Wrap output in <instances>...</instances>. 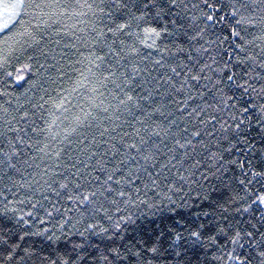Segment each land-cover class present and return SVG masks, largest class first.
<instances>
[{
  "label": "trees",
  "instance_id": "16d2710c",
  "mask_svg": "<svg viewBox=\"0 0 264 264\" xmlns=\"http://www.w3.org/2000/svg\"><path fill=\"white\" fill-rule=\"evenodd\" d=\"M55 2L73 6L59 22L35 28V20L23 18L26 24L31 22L37 33L34 41L30 39L17 44L9 38L10 33H0V209L5 206L18 209L16 216L29 214L24 219H30L37 225L44 221L43 227L48 229L46 236H25L23 240L13 235L12 241L21 245L17 257L24 255L25 248L38 250L37 255L26 258L25 264H38L39 253H72L74 257L73 246L87 241V252L97 258L92 264H103L99 257L108 255V249L112 247H119L122 255L127 251V259L122 264H133L135 258L132 253L136 249L145 250L159 237L163 254L158 264H175L170 245L176 233H180L184 239L178 243L188 249L189 256L196 252L205 264H239L228 257V253L233 251L228 239L231 233H215L216 241L211 247H207L209 241L204 242L205 247L186 242L188 232L200 224L205 225L202 231L206 236L214 234L220 210L215 209L216 216L213 215L215 205L212 201L228 195L223 186L227 179L222 178L223 183L212 179L216 191L209 200L194 197L183 207L170 205L164 200L163 206H159L162 195H171L169 185L177 188L185 185L186 181L181 177L187 176V170L195 171L199 179L200 171L210 166L211 162L206 159L207 153L201 150L199 141L214 144L215 139L205 134L212 131L211 125H201L199 121L208 120L217 113L204 108L200 97L195 95L198 89L203 93L204 101L212 103V95L203 87L204 81L193 85L194 99L188 105L180 103L186 99L185 93L174 91L168 82L172 78L178 88L179 81L183 79V75L175 76L170 65L179 63L178 56H184V53L175 52L174 41L187 48V38L179 34H162L159 38L146 39L143 34L145 27L159 29L165 20L172 19L183 23L187 30L189 19L195 16L199 27L205 29L203 39L197 38L198 43L209 49L199 59L210 63L211 56L222 63L230 59L227 53L231 40L219 42L230 35L228 25L233 22L230 9L209 8L207 5L227 4L229 0H178L180 7L172 8L164 20L155 17V10H151L139 26L133 23L122 31L115 29L119 24L127 23L129 15H139L137 8L147 0H123L131 12L105 6L103 13L96 7L101 0ZM103 2L109 5L111 0ZM83 4H91L93 8L76 7ZM133 4L137 7L133 8ZM209 15L214 19L205 23ZM221 17L225 20L222 21ZM168 26L172 31V25ZM188 35H194V32L189 30ZM260 36L259 28L248 29V39ZM153 40L155 46H150ZM207 41H211V45ZM133 48L136 51H132ZM165 48L169 51H162ZM262 50L264 40L258 38L255 46L250 48L257 61L248 65L254 67V72L250 73L253 79L249 80L253 87L262 83L255 73L264 76V70L258 66ZM235 55L231 56L233 61ZM133 66L137 75L133 74ZM236 70L239 71V67ZM124 74L132 79L131 84L124 80ZM76 82H79V87ZM208 89H211V84H208ZM125 94L132 95L133 100L121 105L119 101L125 99ZM58 104L61 106L57 107ZM198 105L204 108V114L201 117L194 113L189 116L188 113ZM81 110H91V115L77 123L75 117H82ZM216 127L219 129V124ZM185 128L186 132L183 131ZM196 131L202 133L201 137H192ZM156 132L160 134L156 135ZM189 138L196 146L195 152L190 147L180 149L174 143V139L183 143ZM141 140L145 141L143 146ZM131 144H136L139 152L128 150ZM153 146L161 155L154 164H146L141 154ZM12 147L17 152L14 153ZM197 161L203 162L198 171L193 168ZM239 171L236 169L235 175H239ZM107 175H113L111 188L124 191L137 201L135 204L126 203L127 197L121 199L115 193L107 199L100 198L97 207L102 203L113 220L130 216L121 222L119 229L111 228V221L104 211H96L87 202L80 204L75 198L94 189ZM232 175L229 172L226 177ZM62 183L67 184V188H61ZM69 196L73 199L70 200ZM113 199L116 200L115 205L111 203ZM173 199L177 204H184L179 196ZM143 200L157 204L158 208L149 209L139 203ZM117 207L121 209L118 213ZM173 207L175 211L168 210ZM227 215L233 225L249 228L245 223L247 214L240 216L229 212ZM89 224L97 225L96 232L89 229L82 237L80 233L85 232ZM0 227L10 228L14 233L20 228L25 232L34 230L30 224L16 225L15 218L0 217ZM101 227L109 228V232H100ZM48 236L53 239L49 240ZM235 254L255 256L253 247L247 244L244 248H236ZM5 255L0 248V261H4ZM215 256L220 259H213ZM10 264H17V260Z\"/></svg>",
  "mask_w": 264,
  "mask_h": 264
},
{
  "label": "snow or ice",
  "instance_id": "6c2138e0",
  "mask_svg": "<svg viewBox=\"0 0 264 264\" xmlns=\"http://www.w3.org/2000/svg\"><path fill=\"white\" fill-rule=\"evenodd\" d=\"M105 6L115 10L128 9L131 12L128 3L123 2V0H111L109 5H105L103 0H101V4L96 7L100 13H103ZM70 7L73 6L56 3L55 0H39V2L37 0H12L10 3H0V9H2V13H0V33H10L11 36L9 38L13 39V42L17 44L26 43L30 39L34 41L37 33L30 21L27 24L25 23L24 17H30V20H35V28H39L41 24L49 25L59 22L61 17L67 16ZM76 7H86L91 10L93 5L83 4L76 5ZM132 7L136 8L137 6L133 4ZM179 7L178 0H147L146 3H142L137 8L139 15L134 13L129 15L127 23L119 24L115 30H125L130 28L133 23L139 26L151 14V10H155V17L164 20L166 14L172 8ZM192 7L195 8L196 6L193 5ZM207 7H226L230 9V16L233 21L228 25L230 35L219 41L224 43L227 40H231L227 53L230 59L222 63H219L211 56H209L210 63L201 62L199 59V56L207 54L209 49L198 43L197 38L203 39L205 29L199 27L198 18L195 16L189 19L187 30H185V25L178 23L176 19L165 20L164 26L159 29L152 26H147L143 29L146 39L151 37L159 38L162 34H179L187 38V48L182 43L174 41L175 52L178 54L184 53V56L182 58L178 56L179 63L170 65L171 71L175 76L183 75V79L179 81L178 88L176 87L177 82L172 80V78H169L168 82L174 91L185 93L186 99L180 101V103L188 105L189 101L194 99L193 85L204 81L203 87L212 95V103L204 101L203 93L198 89L195 95L200 97L204 103V108H211L217 113V115H211L208 120L200 119L199 121L201 125H211L212 131L205 134L215 139L214 144L211 141L209 143H204L202 140L199 141L201 150L207 153L206 159L211 162L210 166L205 168L204 171H200L199 179L196 178L195 171L187 170V176L181 177L182 180L186 181L185 185L180 188L175 187V185H169L168 192L171 195H162L159 206H163L164 200H167L168 204L177 205L178 207H183L188 200L194 197L209 200L213 191H216L212 185V179L220 180L221 183H223L222 178L227 179V183H224L223 186L228 190V195L221 200L212 201L215 205L213 215L216 216L215 209L220 210L214 234L206 236L205 232L202 231L205 225L200 224L188 232L186 242L205 247L204 242L209 241L210 243L207 244V247H211L216 241L215 233H231L228 237L229 242L233 245V251L228 253L230 260L237 261L239 264H264V76L255 73L262 83H260L259 87H253L249 80L253 79L250 73L254 72V67H248V65H254L257 61V57L252 54L250 48L255 46V41L258 38L264 40V0H229L227 4L207 5ZM79 15H84V13ZM175 15L178 17L179 13H175ZM213 19L214 17L209 15L206 17L205 23ZM220 19L224 21L225 17ZM169 24L172 25V31L169 29ZM18 25L19 27H17ZM249 28H259L261 36L248 39ZM189 30L194 32V35L189 36ZM108 31L111 32L113 29H108ZM4 42L7 43V40ZM144 42L141 41V43ZM206 43L211 45L212 42L207 41ZM150 46H155V40L152 41ZM132 51H136V49L133 48ZM162 51L167 52L169 49L165 48ZM233 53L236 54L234 61L231 59ZM97 59L100 58L97 57ZM157 63H160V61H157ZM258 66L264 70V50H262ZM238 67L239 71L236 70ZM178 68L180 71H177ZM132 71L134 75L138 74L135 66H133ZM124 80L128 84L132 83V79L127 74H124ZM76 83L77 87H79V82ZM208 84H211V89H208ZM73 91H75V88ZM245 96L248 97L247 100L244 99ZM132 100V95L125 94V99L120 100L119 104L123 105ZM60 106L59 104L57 105V107ZM94 106L92 105V107ZM204 108H200L198 105L188 115L192 116L194 113L197 117H201L204 114ZM81 111L82 117H75L77 123H81L82 120L88 119L91 115V110ZM216 124H219V129H217ZM161 131L164 130L161 129ZM183 131L186 132L187 129L185 128ZM155 134L159 135L160 133L156 132ZM191 135L199 138L202 133L196 131ZM140 143L143 146L145 141L141 140ZM174 143L180 149L190 147L193 152L196 151V146L192 144L191 138L185 139L183 143H181L180 139H174ZM132 149H136L139 152L136 144L128 145V150ZM12 151L15 153L17 149L12 147ZM5 155L11 159V156ZM141 155L142 160L146 164H154L161 153L156 146H153ZM184 155L186 157L187 152ZM169 159H175V157H170ZM161 167H166V165H161ZM201 167H203L202 161H197L193 165V168L197 171ZM236 169L240 170L239 175H235ZM229 172H232L233 175L226 177ZM113 175H107L104 181L98 183L94 189L78 194L75 198L80 204L87 202L96 211H104L106 218L111 221V228L119 229L121 222L130 219V216L113 220L112 216L108 215L107 210L103 208L102 203L97 207L100 198L107 199L108 196L115 193V196L121 199L127 197L126 203L135 204L137 201L132 200L130 194L111 188ZM152 183L155 184L156 182L153 181ZM60 187L67 188V184L62 183ZM77 187L79 188L80 186L77 185ZM136 191L139 192V189H136ZM174 196H179L180 200L184 201V204H177V201L173 199ZM68 198L70 200L73 199L72 196ZM111 203L115 205L116 200H111ZM139 203L145 204L149 209L158 208L157 204L149 203L147 200L139 201ZM168 210L175 211V208H169ZM17 211L18 209L5 206L0 209V217L8 220L15 218L16 225L30 224L34 230L25 232L23 228H20L19 231L14 233L10 228L0 227V248L6 253L4 261H0V264H5V262L10 264L13 260H17V264H25L26 258H31L38 253L37 249L25 248L23 249L24 255L17 257V250L20 249L21 245L18 241H12L13 235L18 236V240H23L25 236H46L48 233V229L43 227L44 221H39V225L33 224L30 219H24V216L29 214L21 213L16 216ZM116 211L118 213L121 209L117 207ZM229 212L240 216L247 214L248 219L245 223L249 225V228L241 229L233 225L227 215ZM204 215L207 216L208 213L205 212ZM89 229L95 233L97 225L89 224L85 232H81L80 235L82 237L85 236ZM99 231L108 233L109 228L101 227ZM47 238L49 240L53 239L51 236ZM182 239L184 237L180 233H176L173 244L170 245V247H173L175 264H205L198 253L193 252L191 256L187 254L188 249L178 243ZM86 244L87 241L73 246L74 257L72 253L55 252L53 255L39 253L38 264H92V261L97 258L89 255L85 248ZM245 244L253 247L254 257L250 254L243 256L235 254L236 248H244ZM93 247L95 246L93 245ZM132 247H135V245ZM128 251H131V249ZM145 253L149 254L151 258H147ZM162 254L160 238L157 237L150 247L143 251L136 249L132 253L135 258L133 264H158ZM99 259L103 264H122V261L127 259V251L122 255V250L119 247H112L108 249V255H102ZM213 259L219 260L220 257L215 256Z\"/></svg>",
  "mask_w": 264,
  "mask_h": 264
},
{
  "label": "rangeland",
  "instance_id": "374dc122",
  "mask_svg": "<svg viewBox=\"0 0 264 264\" xmlns=\"http://www.w3.org/2000/svg\"><path fill=\"white\" fill-rule=\"evenodd\" d=\"M12 0H0V3H10ZM0 13H2V9H0Z\"/></svg>",
  "mask_w": 264,
  "mask_h": 264
}]
</instances>
